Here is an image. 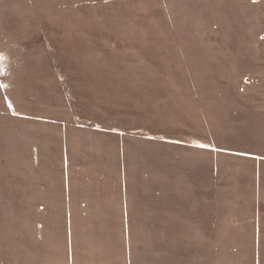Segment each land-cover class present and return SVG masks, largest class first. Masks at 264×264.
<instances>
[{"label":"rangeland","instance_id":"obj_1","mask_svg":"<svg viewBox=\"0 0 264 264\" xmlns=\"http://www.w3.org/2000/svg\"><path fill=\"white\" fill-rule=\"evenodd\" d=\"M0 264H264V0H0Z\"/></svg>","mask_w":264,"mask_h":264}]
</instances>
